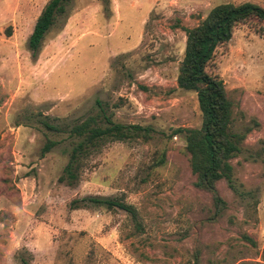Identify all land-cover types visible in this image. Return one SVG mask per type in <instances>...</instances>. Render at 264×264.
Masks as SVG:
<instances>
[{"label": "rangeland", "instance_id": "rangeland-1", "mask_svg": "<svg viewBox=\"0 0 264 264\" xmlns=\"http://www.w3.org/2000/svg\"><path fill=\"white\" fill-rule=\"evenodd\" d=\"M49 1L0 0V264H194L196 252L199 264H262L264 39L255 20L215 58L233 130H253L230 161L233 188L217 183L227 207L214 222L184 138L172 133L202 121L196 94L176 84L185 29L218 5L264 0H63L33 53L28 40ZM100 109L152 129L149 140L109 143L76 181L59 182L77 142L69 129ZM47 140L57 145L42 156ZM91 198L132 206L136 221Z\"/></svg>", "mask_w": 264, "mask_h": 264}, {"label": "trees", "instance_id": "trees-1", "mask_svg": "<svg viewBox=\"0 0 264 264\" xmlns=\"http://www.w3.org/2000/svg\"><path fill=\"white\" fill-rule=\"evenodd\" d=\"M63 2L50 0L36 19L28 40L33 53L41 48L56 17L64 15ZM252 20L260 24L255 33L264 39V7L250 2L218 5L197 26L185 29L184 54L178 65L176 84L177 88L196 94L202 121L198 129L178 128L172 134L184 138L190 170L196 177L194 186L211 196L214 212L210 222H214L227 207L218 192L217 183L224 180L233 188V167L230 161L244 153V141L253 130L250 126H244L241 131L233 130V103L223 81L215 73V58L220 49L227 52L235 31ZM43 125L49 131L59 132L55 127ZM151 132L152 129L148 127L115 123L110 114L100 109L69 129V136L77 142L72 146L69 161L59 182L72 184L76 181L85 159L100 152L107 144L135 139L147 141ZM56 145V141L47 140L41 155L48 154ZM163 161L164 156L160 163ZM88 202L108 212L123 211L136 221L135 209L120 200L91 198ZM70 208L79 209V203L72 201ZM241 241L256 246L247 235H243ZM261 261L264 264V249ZM194 264H199L198 252L195 253Z\"/></svg>", "mask_w": 264, "mask_h": 264}]
</instances>
